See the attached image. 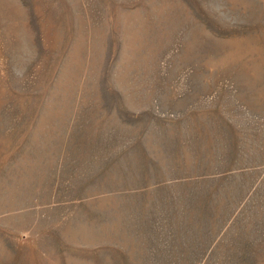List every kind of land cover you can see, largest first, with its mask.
I'll return each instance as SVG.
<instances>
[{"label":"rangeland","instance_id":"obj_1","mask_svg":"<svg viewBox=\"0 0 264 264\" xmlns=\"http://www.w3.org/2000/svg\"><path fill=\"white\" fill-rule=\"evenodd\" d=\"M0 264H264V0H0Z\"/></svg>","mask_w":264,"mask_h":264}]
</instances>
